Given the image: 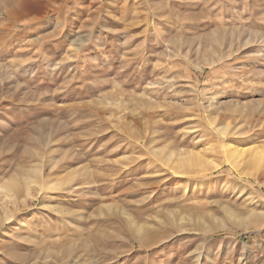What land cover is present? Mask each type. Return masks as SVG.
I'll use <instances>...</instances> for the list:
<instances>
[{
	"label": "rangeland",
	"instance_id": "rangeland-1",
	"mask_svg": "<svg viewBox=\"0 0 264 264\" xmlns=\"http://www.w3.org/2000/svg\"><path fill=\"white\" fill-rule=\"evenodd\" d=\"M228 142L264 146V0H0V264H264Z\"/></svg>",
	"mask_w": 264,
	"mask_h": 264
},
{
	"label": "bare ground",
	"instance_id": "bare-ground-1",
	"mask_svg": "<svg viewBox=\"0 0 264 264\" xmlns=\"http://www.w3.org/2000/svg\"><path fill=\"white\" fill-rule=\"evenodd\" d=\"M217 130H221V129L218 128ZM219 132H221V131H219ZM222 148H221V150H223V153L226 152L225 157H226L227 161L230 164H232L234 167H240L241 165L239 166V164L242 162V160H244L242 158L245 157V161L248 163V165L252 164V163H257V164H259V166H262L264 168V163H263L264 162V146L263 147L252 146L249 148L248 147L245 148L244 146L236 145V144H233L232 142H228L226 144L225 148L224 149H222ZM197 156H198L197 158L199 160V163L201 164L202 155L198 154ZM205 166L217 167L218 164L215 161H208V162H205ZM4 188L5 187L3 185H1L0 186V192H4L5 191ZM27 188H29V187H27Z\"/></svg>",
	"mask_w": 264,
	"mask_h": 264
}]
</instances>
